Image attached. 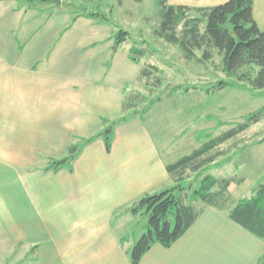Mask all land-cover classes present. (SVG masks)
Segmentation results:
<instances>
[{
	"label": "crops",
	"instance_id": "obj_1",
	"mask_svg": "<svg viewBox=\"0 0 264 264\" xmlns=\"http://www.w3.org/2000/svg\"><path fill=\"white\" fill-rule=\"evenodd\" d=\"M125 1L0 0V264H11L14 252L23 264H131L145 220L127 209L173 184L170 149L161 151L165 140L157 142L138 115L115 126L108 152L95 139L69 169L44 171L74 140L96 134L103 118L120 117L139 82L147 59H130V45L113 39L132 20ZM252 14L264 32V0H252ZM263 174L246 186L232 179L224 208L204 207L176 242L152 245L138 264H264V240L227 214Z\"/></svg>",
	"mask_w": 264,
	"mask_h": 264
},
{
	"label": "trees",
	"instance_id": "obj_2",
	"mask_svg": "<svg viewBox=\"0 0 264 264\" xmlns=\"http://www.w3.org/2000/svg\"><path fill=\"white\" fill-rule=\"evenodd\" d=\"M25 1L30 5L47 3L41 0ZM157 16L158 23L153 29V36L178 47L186 59L206 63L212 60L213 53L220 57V70L224 78L215 86L217 90L236 87L253 94L263 90L264 32L254 21L252 0H228L210 8L171 6L166 0H159ZM130 38L131 34L127 30L119 29L114 33V44H129ZM144 43L141 41L140 44L130 46V59L139 62L149 57ZM197 52L201 53L199 57L196 56ZM155 73H160V70L145 61L139 81H144V85L151 83V88H159L161 78ZM141 95L136 91L130 93L122 104L120 117L115 120L103 118L96 134L74 140L68 146L66 155L48 161L44 171L55 172L64 167L69 169L82 149L95 139H101L108 152L118 123L134 115L143 119L144 113L139 112L134 103L139 101ZM263 118L264 107L248 114L234 126L218 122L215 130L224 127L229 129L219 135H206L205 142L196 150L166 166L173 182L171 187L146 194L127 209L131 214H140L145 220L144 231L129 252L131 264H138L154 244L170 247L195 222L204 207L224 208L227 205V188L233 180L217 179L210 171L222 167L226 160L238 155L246 145L237 148L242 143V135ZM262 141L263 138L250 145ZM230 142L232 144H228ZM227 144L229 146L225 148ZM197 203H200L198 208ZM227 211L230 220L264 240V174L251 188V195L236 201Z\"/></svg>",
	"mask_w": 264,
	"mask_h": 264
},
{
	"label": "rangeland",
	"instance_id": "obj_3",
	"mask_svg": "<svg viewBox=\"0 0 264 264\" xmlns=\"http://www.w3.org/2000/svg\"><path fill=\"white\" fill-rule=\"evenodd\" d=\"M125 2L124 14L130 13L132 16L130 22L127 20L123 24L131 34L128 45L144 41L149 54L147 61L160 70L155 75L161 78L159 88H151V83L144 85V81L135 84L134 91L142 95L134 103L137 110L144 113L142 121L156 141L160 142L161 138L165 140V144L158 145L165 155L166 149H170V162L196 150L205 142L206 135H219L229 129L215 130L218 122L234 126L248 114L264 107V88L257 94L236 87L221 91L215 88L218 81L224 78L220 70V57L216 53H213L211 61L199 63L195 59H186L178 47L153 36V29L158 23L159 0H143L138 5L127 0ZM47 4L53 6V3ZM200 55V52L196 53L197 57ZM242 138L237 148L246 144L243 150L226 160L222 167L212 169L211 175L217 179H233L236 183L244 179L242 181L246 186L255 173L264 172V145H250L264 139V118L250 127ZM228 144L224 147H228ZM250 194L251 190L242 197L248 198ZM11 258V264H23L20 253L14 252Z\"/></svg>",
	"mask_w": 264,
	"mask_h": 264
},
{
	"label": "water",
	"instance_id": "obj_4",
	"mask_svg": "<svg viewBox=\"0 0 264 264\" xmlns=\"http://www.w3.org/2000/svg\"><path fill=\"white\" fill-rule=\"evenodd\" d=\"M42 2H47V3H53L56 5H60V0H41Z\"/></svg>",
	"mask_w": 264,
	"mask_h": 264
}]
</instances>
